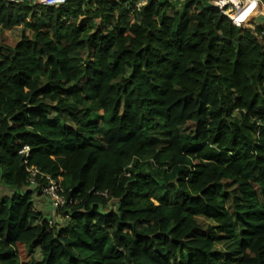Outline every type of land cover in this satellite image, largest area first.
<instances>
[{"label":"trees","instance_id":"16d2710c","mask_svg":"<svg viewBox=\"0 0 264 264\" xmlns=\"http://www.w3.org/2000/svg\"><path fill=\"white\" fill-rule=\"evenodd\" d=\"M136 1L0 0V264H264V18Z\"/></svg>","mask_w":264,"mask_h":264},{"label":"built area","instance_id":"2783aa9c","mask_svg":"<svg viewBox=\"0 0 264 264\" xmlns=\"http://www.w3.org/2000/svg\"><path fill=\"white\" fill-rule=\"evenodd\" d=\"M10 3H22L24 1L31 2L32 4H40L43 6H56L64 4L67 0H4ZM148 0H137L133 7L139 10ZM210 3L220 10L235 27L247 25L252 18L261 16L264 17V4L260 0H209ZM241 15H244L243 17ZM264 40V31L262 32ZM27 147H24L20 154L27 153ZM29 184H36V177H45L46 184L41 188V193L49 200L53 208L62 207L64 204V197L62 190L54 180L49 176L42 175L37 168L32 167L29 170Z\"/></svg>","mask_w":264,"mask_h":264},{"label":"rangeland","instance_id":"374dc122","mask_svg":"<svg viewBox=\"0 0 264 264\" xmlns=\"http://www.w3.org/2000/svg\"><path fill=\"white\" fill-rule=\"evenodd\" d=\"M257 17L260 18L261 16H257ZM257 17H254L252 19H255ZM261 18H264V17H261ZM19 32H20L19 27H16V28L2 32L0 35V43L7 44L9 46L14 45V43L17 41V39L19 37ZM81 57H84V56L82 55ZM48 202L49 201L46 199V202H45L46 208L48 211H50L51 205ZM41 210H43V209L41 208ZM51 219L53 221H55L56 224H59V225H61L62 221H63V218L60 217L59 215H56V214ZM17 251H18V254H19V257L21 260H26L28 258L29 255L26 253V251L22 245H17Z\"/></svg>","mask_w":264,"mask_h":264},{"label":"crops","instance_id":"0c3cea01","mask_svg":"<svg viewBox=\"0 0 264 264\" xmlns=\"http://www.w3.org/2000/svg\"><path fill=\"white\" fill-rule=\"evenodd\" d=\"M45 202H46V200L43 198V196L40 197V198H37V199L35 200L36 208H37L38 210H40V211H41V208H42L43 210H45V208H46V204H45Z\"/></svg>","mask_w":264,"mask_h":264}]
</instances>
